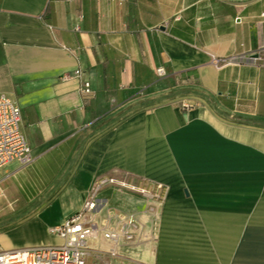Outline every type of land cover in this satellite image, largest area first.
Wrapping results in <instances>:
<instances>
[{
  "label": "crops",
  "instance_id": "crops-1",
  "mask_svg": "<svg viewBox=\"0 0 264 264\" xmlns=\"http://www.w3.org/2000/svg\"><path fill=\"white\" fill-rule=\"evenodd\" d=\"M0 94L32 148L0 167V252L62 243L95 179L129 174L169 190L158 241L120 253L264 264V0H0Z\"/></svg>",
  "mask_w": 264,
  "mask_h": 264
},
{
  "label": "built area",
  "instance_id": "built-area-1",
  "mask_svg": "<svg viewBox=\"0 0 264 264\" xmlns=\"http://www.w3.org/2000/svg\"><path fill=\"white\" fill-rule=\"evenodd\" d=\"M230 60L225 59V62ZM158 74L166 73L164 67ZM82 92H93L90 81H84ZM190 107L191 105H186ZM21 109L5 94H0V167L14 159L30 160L32 148L21 128ZM108 186L139 194L147 199L163 201L169 187L162 182L138 179L126 174L98 176L90 195L81 210L70 216L64 223L51 228V232L62 239L60 244L38 245L0 252V264H147L143 262H117L120 256L117 247L122 241L133 242L140 223L134 214L109 210L108 200L101 192ZM104 240L114 244L102 250L90 245V241ZM109 259L102 260L101 256Z\"/></svg>",
  "mask_w": 264,
  "mask_h": 264
},
{
  "label": "rangeland",
  "instance_id": "rangeland-1",
  "mask_svg": "<svg viewBox=\"0 0 264 264\" xmlns=\"http://www.w3.org/2000/svg\"><path fill=\"white\" fill-rule=\"evenodd\" d=\"M144 199H145V203H143V205H141L139 209L119 207L116 204H112V202L109 203L108 205L109 210H114L116 212H123L126 214H134L140 223V227L138 231L136 232L135 241L133 242L122 241L120 245L123 244V245L140 246L147 241H152L153 243L158 241V233L160 231V226H161V221H162V212H163L164 203H165L166 198L161 202L147 199L145 197ZM97 243H98V246L99 245L101 246V248H103L104 245L105 247L110 246V248L114 246V244H108V243L105 244L104 240H100ZM113 259L117 262H124V261L131 262V263L141 262L139 259L133 256H130L129 254H123V253H120V256L113 257Z\"/></svg>",
  "mask_w": 264,
  "mask_h": 264
}]
</instances>
